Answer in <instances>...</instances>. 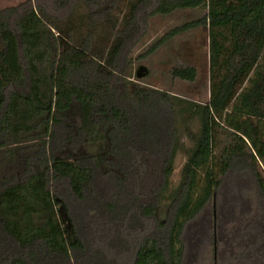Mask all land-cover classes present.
Segmentation results:
<instances>
[{"label":"trees","instance_id":"trees-1","mask_svg":"<svg viewBox=\"0 0 264 264\" xmlns=\"http://www.w3.org/2000/svg\"><path fill=\"white\" fill-rule=\"evenodd\" d=\"M62 6L61 14L31 1L0 10V264H187L191 223L198 243L214 197L222 194L228 208L217 210V226L245 214L243 191L231 187L239 177L255 184L258 208L234 232L237 258L264 264V0ZM151 6L150 14L205 13L150 51L198 27L209 29L210 41V100L199 107L200 130L162 216L158 200L173 168L171 102L120 71ZM172 72L197 76L189 65Z\"/></svg>","mask_w":264,"mask_h":264},{"label":"rangeland","instance_id":"rangeland-1","mask_svg":"<svg viewBox=\"0 0 264 264\" xmlns=\"http://www.w3.org/2000/svg\"><path fill=\"white\" fill-rule=\"evenodd\" d=\"M28 1H31L33 5H45L53 14L64 13L67 9L62 6L65 0H0V10L17 7ZM152 8L153 6L140 14L139 30L134 32L131 41L122 53L120 71L140 88L165 92L171 102L168 106L171 108L173 147L169 156H171L173 168L168 178V184L162 189L158 200L157 212L162 216L166 213L171 202L172 192L181 181V167L194 146L200 130L199 107L210 100V41L209 29L198 27L182 32L158 46L154 51H150L151 46L172 28L199 18L205 13L203 9H194L175 10L168 15L150 14ZM188 65L194 66L197 70L194 81L184 80L173 75L172 70L175 67ZM140 66H144L148 70V73L142 78H138L136 75ZM217 141L220 145V137ZM218 145L217 150H220ZM260 168L264 173V163H260ZM246 174L248 175V173ZM232 178L233 176L230 177V179ZM239 179H235L234 185L231 187L243 191L244 204L247 205L244 209L245 214L237 221L235 220L237 215L234 218L223 215L226 218L223 217L217 226V210L223 205L225 212L228 208H225V204H223L222 194L214 197L203 213V220L207 219L209 225L207 236L198 243L193 241L196 234H199L196 229L198 225L191 223L188 231L189 236L186 239L188 245L187 264H241L237 258L239 245L235 243L237 234L234 232L238 233L237 229L244 228L252 215L251 213L258 208V199L257 189L251 178L245 180L243 177H239ZM228 185L229 182L225 187ZM225 194H227V190H225ZM220 214H224L223 210L220 211ZM61 221L63 227L71 234L75 229V223L65 210L61 214ZM212 225L216 234L214 239L210 237ZM196 244H199L200 248L197 249Z\"/></svg>","mask_w":264,"mask_h":264},{"label":"water","instance_id":"water-1","mask_svg":"<svg viewBox=\"0 0 264 264\" xmlns=\"http://www.w3.org/2000/svg\"><path fill=\"white\" fill-rule=\"evenodd\" d=\"M147 73H148L147 68L144 67V66H140V67L138 68V70H137V74H136V75H137L138 78H142V77H144Z\"/></svg>","mask_w":264,"mask_h":264}]
</instances>
